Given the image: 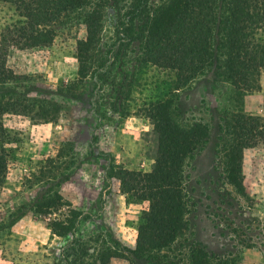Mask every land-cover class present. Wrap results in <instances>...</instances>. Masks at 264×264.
<instances>
[{
	"label": "rangeland",
	"instance_id": "obj_1",
	"mask_svg": "<svg viewBox=\"0 0 264 264\" xmlns=\"http://www.w3.org/2000/svg\"><path fill=\"white\" fill-rule=\"evenodd\" d=\"M100 1L101 34L82 81L76 45L85 37L84 12L57 22L48 48L8 53L7 66L19 79L7 86L21 95L24 109L1 119L10 138L0 184V264H86L90 257L102 264H190L198 251L212 264H264V144L245 138L239 158L237 124L242 115L264 117V72L250 94L211 73L173 90V73L144 58L142 8L135 16L133 0ZM171 1L146 4L153 12ZM18 20L0 2V32ZM157 100L170 103L179 127L206 135L183 163L180 232L160 253L148 250L146 259L143 251L142 258L123 250H137L147 203H127L119 177L125 169H151L145 110ZM56 196L61 201L52 204ZM39 205H45L40 215ZM69 210L82 213L73 234L78 245L48 226ZM106 249L122 257L107 258Z\"/></svg>",
	"mask_w": 264,
	"mask_h": 264
},
{
	"label": "trees",
	"instance_id": "obj_2",
	"mask_svg": "<svg viewBox=\"0 0 264 264\" xmlns=\"http://www.w3.org/2000/svg\"><path fill=\"white\" fill-rule=\"evenodd\" d=\"M147 0H133L132 13L145 16L141 39L146 62L173 73L172 89L187 86L198 77L211 73L217 81H229L239 94L260 89L264 72V0H172L167 6L149 11ZM11 5L19 20L0 32V184L6 174L8 154L4 144L9 135L2 124L5 114L19 113L21 95L7 86L19 79L7 66L10 49L37 50L48 48L54 38L57 22L76 13L82 14L85 37L77 42L78 76L82 81L87 71L89 52L99 41L102 29L100 0H0ZM131 10V9H130ZM18 96L20 99L14 98ZM21 109V110H20ZM146 116L151 121L154 155L146 172L123 170L119 191L127 203H147L145 232L139 233L137 250L124 248L127 254L148 259V250L160 253L176 240L184 216L182 173L184 160L196 150L202 129L184 130L173 122L170 103H149ZM240 141L258 138L264 144V117H237ZM61 201L58 196L53 203ZM61 205V204H60ZM67 206V205H65ZM39 205L36 213H43ZM58 210V209H56ZM82 213L69 210L66 217L49 219L53 235L65 243L80 244L73 236ZM81 249L82 255H87ZM74 252V250H72ZM107 258H120L118 252L106 249ZM95 254V250L92 251ZM98 255V253H97ZM151 260V256H150ZM89 258L86 264H102ZM190 264H212L203 251L192 255Z\"/></svg>",
	"mask_w": 264,
	"mask_h": 264
},
{
	"label": "crops",
	"instance_id": "obj_3",
	"mask_svg": "<svg viewBox=\"0 0 264 264\" xmlns=\"http://www.w3.org/2000/svg\"><path fill=\"white\" fill-rule=\"evenodd\" d=\"M112 201H113V199H112Z\"/></svg>",
	"mask_w": 264,
	"mask_h": 264
}]
</instances>
